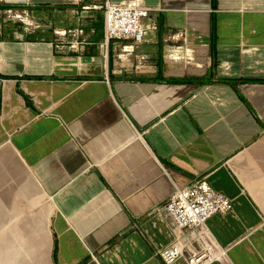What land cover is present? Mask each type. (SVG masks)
I'll list each match as a JSON object with an SVG mask.
<instances>
[{"label": "crops", "instance_id": "crops-1", "mask_svg": "<svg viewBox=\"0 0 264 264\" xmlns=\"http://www.w3.org/2000/svg\"><path fill=\"white\" fill-rule=\"evenodd\" d=\"M143 1L131 49L104 0H0V264H164L155 209L202 177L232 199L210 264H264V0Z\"/></svg>", "mask_w": 264, "mask_h": 264}, {"label": "built area", "instance_id": "built-area-1", "mask_svg": "<svg viewBox=\"0 0 264 264\" xmlns=\"http://www.w3.org/2000/svg\"><path fill=\"white\" fill-rule=\"evenodd\" d=\"M73 1L79 3L81 0ZM89 7L82 6L83 9ZM102 9V31L106 43L111 39L126 41L132 49L157 30V22L153 18V12L157 8L146 5L143 0H104ZM4 18L19 20L27 26L33 24L25 9L7 8ZM174 37L187 42V33ZM185 43L184 46L169 49L167 56L173 60L191 61L193 49ZM74 46L75 44L71 45ZM242 46L243 50H250L244 44ZM231 209L232 199L222 191L212 188L204 177L175 188L168 200L155 209L158 214L166 217L171 237L170 244L159 250L163 263L175 264L179 259H183L186 264L223 262L226 249L215 241L207 226V220L213 214L226 213Z\"/></svg>", "mask_w": 264, "mask_h": 264}]
</instances>
